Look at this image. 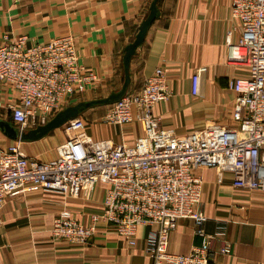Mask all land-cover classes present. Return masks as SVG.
I'll use <instances>...</instances> for the list:
<instances>
[{
  "label": "crops",
  "instance_id": "0c3cea01",
  "mask_svg": "<svg viewBox=\"0 0 264 264\" xmlns=\"http://www.w3.org/2000/svg\"><path fill=\"white\" fill-rule=\"evenodd\" d=\"M151 1L0 0V43L21 35L28 44L72 35L79 61L95 73L94 82L82 86L73 99L83 94L104 97L123 83L124 48L134 40ZM230 4L231 0H157L158 12L129 59L126 91L137 92L155 68L165 71L170 97L155 103L152 112L163 128L178 136L210 122L232 121L231 83L244 76L245 69L227 60L226 35L230 32L232 42L239 35ZM199 67L205 69L194 94L191 76ZM14 97L11 87L0 83V117L10 120L7 106ZM99 105L105 106L92 105L82 113ZM102 116L87 123L88 133L96 139L128 142L143 133L137 120L105 125ZM63 140L59 126L37 139L23 140V147L29 157L46 160L55 156V148ZM11 141L0 131L1 143ZM198 173L202 178L200 208L208 216L203 229L210 237L214 262L264 264V191L237 189L229 172L213 167L201 168ZM102 192L103 184L99 183L77 197L41 188L7 197L0 209V264H152L143 226L134 245L127 244L114 224L103 221L96 222V232L84 245L51 236L57 211L66 209L76 220L88 223L90 215L101 209ZM218 220L225 221L221 236L214 235ZM194 230L191 218L177 220L169 235V249L181 254L190 251L201 242ZM225 242L230 244V252L220 254L218 249Z\"/></svg>",
  "mask_w": 264,
  "mask_h": 264
},
{
  "label": "built area",
  "instance_id": "2783aa9c",
  "mask_svg": "<svg viewBox=\"0 0 264 264\" xmlns=\"http://www.w3.org/2000/svg\"><path fill=\"white\" fill-rule=\"evenodd\" d=\"M230 15L237 19L235 42L226 35L227 60L245 69L236 77L231 123L210 122L178 136L160 124L152 112L155 103L170 97L165 71L157 67L137 92L126 91L109 103L101 122L125 125L133 120L143 133L131 141L96 139L87 123L76 116L62 125L64 140L55 156L46 160L29 157L23 140L0 142V209L7 197L41 188L77 197L103 184L101 209L88 223L61 209L53 217L51 236L84 245L96 232V222L116 226L134 245L139 227H146L145 243L152 264H216L210 237L203 224L208 216L200 208L202 178L198 170L213 167L232 175L233 187L264 191V0H231ZM205 67L191 76V91ZM95 73L80 61L72 35L27 43L24 36L0 43V83L14 92L8 104L9 118L19 131L46 123L82 86L91 85ZM191 218L201 242L187 253L168 247L177 220ZM218 220L214 235L225 232ZM2 217L0 213V225ZM230 252V244L219 247Z\"/></svg>",
  "mask_w": 264,
  "mask_h": 264
},
{
  "label": "water",
  "instance_id": "95a60500",
  "mask_svg": "<svg viewBox=\"0 0 264 264\" xmlns=\"http://www.w3.org/2000/svg\"><path fill=\"white\" fill-rule=\"evenodd\" d=\"M156 1L152 0L149 13L143 19L139 25L138 32L135 35L134 40L125 46L123 55V68H124V79L123 83L118 91H112L107 96L102 98H94L89 100H81L74 104L67 105L57 111L46 123L37 125L36 127L29 128L26 130L19 131L10 120L0 117V131L8 138H19L21 140H33L46 134L49 130L61 126L65 121L76 117L87 107L98 104H108L118 98H120L126 90L129 82L128 63L131 55L134 53L135 48L140 44L143 36L148 28L149 24L156 16L158 10L156 7Z\"/></svg>",
  "mask_w": 264,
  "mask_h": 264
},
{
  "label": "rangeland",
  "instance_id": "374dc122",
  "mask_svg": "<svg viewBox=\"0 0 264 264\" xmlns=\"http://www.w3.org/2000/svg\"><path fill=\"white\" fill-rule=\"evenodd\" d=\"M119 90V89H118ZM117 90V91H118ZM88 91V90H87ZM94 97V98H102V96H98V95H91V94H83L81 97H79V98H75V99H71V100H69V101H67V102H65L64 103V105L63 106H67V105H70V104H73V103H75V102H77V100H89V99H86V98H88V97ZM107 96V95H106ZM105 97V96H104ZM79 100V101H80ZM109 107H110V104H105V106H101V105H99V106H93V108H91V109H89L88 110V112L87 113H80L79 115H78V117H80L83 121H85L86 123H88L89 121H91L92 120V118H96L97 116H99V115H103L108 109H109ZM96 111H95V110ZM89 111H92L93 112V114L92 113H90ZM97 112H99V113H97ZM101 113V114H100ZM9 116V115H8Z\"/></svg>",
  "mask_w": 264,
  "mask_h": 264
},
{
  "label": "bare ground",
  "instance_id": "6f19581e",
  "mask_svg": "<svg viewBox=\"0 0 264 264\" xmlns=\"http://www.w3.org/2000/svg\"><path fill=\"white\" fill-rule=\"evenodd\" d=\"M78 102V101H77ZM76 103V102H75ZM74 104V103H73ZM65 107V106H64ZM43 124V123H42Z\"/></svg>",
  "mask_w": 264,
  "mask_h": 264
}]
</instances>
